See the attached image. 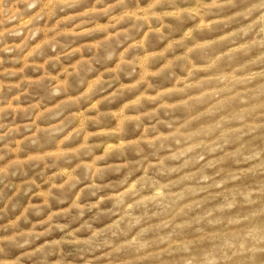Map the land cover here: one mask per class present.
Wrapping results in <instances>:
<instances>
[{
	"label": "rangeland",
	"instance_id": "rangeland-1",
	"mask_svg": "<svg viewBox=\"0 0 264 264\" xmlns=\"http://www.w3.org/2000/svg\"><path fill=\"white\" fill-rule=\"evenodd\" d=\"M0 264H264V0H0Z\"/></svg>",
	"mask_w": 264,
	"mask_h": 264
}]
</instances>
